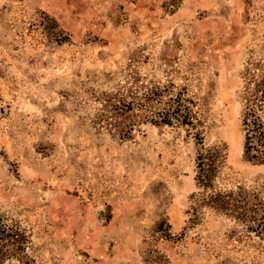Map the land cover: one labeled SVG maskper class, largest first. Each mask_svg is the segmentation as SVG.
<instances>
[{
	"label": "rangeland",
	"instance_id": "1",
	"mask_svg": "<svg viewBox=\"0 0 264 264\" xmlns=\"http://www.w3.org/2000/svg\"><path fill=\"white\" fill-rule=\"evenodd\" d=\"M262 79L264 0H0V215L29 264H264V227L193 221V129L95 123L108 93L180 95L224 148L215 189L264 203V163L243 156Z\"/></svg>",
	"mask_w": 264,
	"mask_h": 264
},
{
	"label": "trees",
	"instance_id": "2",
	"mask_svg": "<svg viewBox=\"0 0 264 264\" xmlns=\"http://www.w3.org/2000/svg\"><path fill=\"white\" fill-rule=\"evenodd\" d=\"M252 92V96L245 99L243 156L247 160L264 163V124L257 113L264 103V79L252 88ZM162 93L163 90L153 87L141 95L131 96L130 100L119 96L118 92L105 94L100 101L95 123L120 139L131 137L138 120L156 125H172L175 121L189 126L194 130L193 136L198 146L195 181L200 190L195 205L191 206L193 221L198 219L200 209L208 208L245 224L249 230L264 227V203L256 195L240 187L235 191L215 189L214 182L225 159L224 148L219 145L205 146L199 129L200 120L185 103L186 100L180 95L163 99ZM195 196L193 193L191 198ZM160 226L161 223H158L157 227ZM26 243L27 237L19 226L7 223L0 215V264L12 257H16L21 264H29V259L24 255Z\"/></svg>",
	"mask_w": 264,
	"mask_h": 264
}]
</instances>
